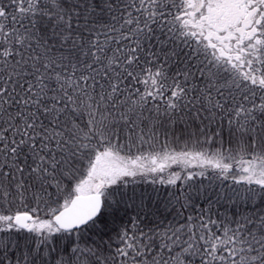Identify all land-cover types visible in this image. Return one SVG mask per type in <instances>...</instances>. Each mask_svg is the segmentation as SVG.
<instances>
[{
    "label": "snow or ice",
    "instance_id": "1",
    "mask_svg": "<svg viewBox=\"0 0 264 264\" xmlns=\"http://www.w3.org/2000/svg\"><path fill=\"white\" fill-rule=\"evenodd\" d=\"M0 264H264V0H0Z\"/></svg>",
    "mask_w": 264,
    "mask_h": 264
},
{
    "label": "trees",
    "instance_id": "2",
    "mask_svg": "<svg viewBox=\"0 0 264 264\" xmlns=\"http://www.w3.org/2000/svg\"><path fill=\"white\" fill-rule=\"evenodd\" d=\"M174 170H175V169H174ZM205 183H207V182L205 181ZM160 187H161V189H163L164 186H160ZM145 190L151 192V187H150L149 185L141 184V185L139 186V188H138V191H145ZM153 195L155 196L156 193H153ZM165 196H166V192H164L163 190H161L160 193H159L160 200L163 201V199H164ZM223 210H224V209L221 208V211H223ZM233 210H234V209H229V211H233Z\"/></svg>",
    "mask_w": 264,
    "mask_h": 264
}]
</instances>
